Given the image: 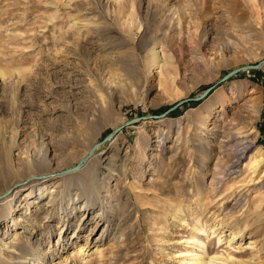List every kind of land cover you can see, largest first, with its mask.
<instances>
[{"label": "rangeland", "instance_id": "374dc122", "mask_svg": "<svg viewBox=\"0 0 264 264\" xmlns=\"http://www.w3.org/2000/svg\"><path fill=\"white\" fill-rule=\"evenodd\" d=\"M154 46L172 73L166 80L163 60L149 63ZM250 87L260 94L255 113L246 105ZM251 114L252 156L264 153V0H0V264H30L40 250L42 264H83L101 245L120 254L104 250L98 264H182L180 252L195 249L185 239L197 218L214 236L208 250L245 251L246 264H264L263 167L244 185L249 154L233 174L213 165L218 155L221 164L229 159L218 152L220 131ZM46 142L57 176L86 158L75 173L100 196L88 213L72 210L74 190L59 177L49 183L60 182L54 205L39 210L32 200L41 185L32 196L26 181L6 190L7 172H20ZM102 200L109 223L90 220ZM17 217L27 222L15 226ZM17 239L30 242L24 258Z\"/></svg>", "mask_w": 264, "mask_h": 264}, {"label": "bare ground", "instance_id": "6f19581e", "mask_svg": "<svg viewBox=\"0 0 264 264\" xmlns=\"http://www.w3.org/2000/svg\"><path fill=\"white\" fill-rule=\"evenodd\" d=\"M152 13H153V16H155V8L152 11ZM253 38H254V36H253ZM155 42H154V45L156 44ZM197 54H198V52H197ZM193 55L195 56V54H193ZM164 56L165 55L163 54L162 50L157 51V50H155V46H154L151 48V57L149 59V63H150V65H154V64H156L158 59L161 58L160 60H163L162 61L163 63L161 64V66L159 65V67H160V69H159L160 71L158 70V72L160 74L159 77L163 76V78L166 80L167 76L172 75V73L169 69H167V68L164 69L165 66H168V65H166L167 62H166V60H164L165 59ZM193 58H195V57H190L191 60ZM198 60H200L201 63H206L203 56H201V55L198 57ZM159 62H157V63L159 64ZM172 80L174 81V76L172 77ZM249 90H250L251 95L248 97L246 105L252 107V112L255 113V112L259 111L257 109H259V107H260V94L258 93V90L254 89L253 87H250ZM210 111H211L210 109H207V114H206L205 118L209 117ZM246 117H247L246 120H244L241 117L238 119H232L233 122L230 123V127L228 128V130L220 131V136H218V137H220L219 138L220 139L219 140L220 145H218V148H219L218 152L220 153L222 150L223 152L228 154L229 159L224 164H221L220 155H218L214 159L215 161H214L213 165H214V167H217L219 165L223 166L225 169L223 170L222 174H224V175L235 173L236 169H237V163L241 160V158H243L244 156L249 154V152H251V150L255 147V138H253V136H251V133L253 130H251L250 127L247 128L249 125L252 124L251 121H253L254 116H253V114H251L249 116L247 115ZM206 124H207V119L200 121L199 130L203 131L204 129H206ZM41 139H43V138H41ZM31 150H33V149H31ZM50 151H51V149L48 146V143L46 142V143H44V146L42 147V149L38 148L37 150L36 149L33 150V152L31 153V156H29L30 158L29 159L27 158L28 159L27 162H25L22 165V170L20 172L14 171L15 173L12 174L10 171H8L7 172V179H6L7 180L6 187L7 186L8 187L6 190H8L14 186H19L20 184H22L21 182L26 181V183H25L26 184L25 185L26 190L28 191V194L32 196L34 188L37 185H41V187H39L38 194L34 195V200H32L35 208L39 210L45 206L54 205L55 201L57 200L56 194H55V192L57 190L55 189V187H57L58 184H60V182L56 181L54 183V185H52V186H49L50 185L49 183H51V181H53L55 178L59 177L61 180H64L63 185L67 190L69 188L71 190H74V195L76 197L74 199H72L73 203L70 204V207L72 208V210L78 209V211L77 210L76 211L77 212L81 211L82 215H84V213L86 211L88 213L90 208H92V206L95 205V202L99 199L100 196H99V192L95 189V187L94 186L92 187L90 185L91 183L89 184V182H88L89 179L88 180L83 179L82 177H80L78 174L75 173V171L77 169H79L85 163L86 158L79 160V164H77L73 170L66 171L67 170L66 169L65 170L66 174H62L60 176H57L56 173H58V174L61 173L62 169H60V167L57 166L59 163V160H57L58 157L56 155L50 156L49 155ZM248 156H250L248 162L250 165L249 175H251V176H249V178L246 182L242 183L244 185H246L247 183L252 181V174L255 171H257L259 167H263V169H264V153L260 152L257 155H252V156L249 154ZM87 158H89V157H87ZM206 158H208V157L206 156ZM113 160H114V155L110 156V161L112 162ZM71 168H73V167H71ZM72 171H74V173ZM68 172H71V174H74V175L67 177L69 175ZM32 176L39 177L40 178L39 182H38V180L32 181L30 179ZM263 176H264V173H263ZM235 186H238V185H235ZM15 194L16 193H13L7 197V199L5 200L6 207L11 206V204L13 202V195H15ZM63 195L61 194L60 199L63 198ZM220 198L221 197H218L216 200H219ZM35 199H36V201H35ZM77 200H80V201L77 202ZM101 202H102L101 209L97 210L95 214H92V217L90 218V220L97 221V218L100 217L99 220L105 219L109 223L110 222V219H109L110 214L108 213L109 210L107 209V202H104V200H102ZM18 204L21 205L22 203H18ZM60 204H61V202H60ZM77 204H79L78 207H77ZM22 206H24V204ZM25 208H26V210L24 212V217H25V215L31 214V213L27 212V209H29V208L26 206H25ZM61 209L64 210V213L68 216L71 213V211L67 212L68 209L66 207L61 206ZM7 212H8V210H7ZM73 218H75V220H76L77 215L74 214ZM68 220H69V218H68ZM25 222H27V220H25V218L21 222L20 218L17 217L14 220V225L16 226L18 223L21 224V223H25ZM79 226H80L79 223H77L76 229L80 228ZM215 228L218 229L220 227L217 224ZM216 229H213V230H216ZM106 232L108 235V228H103V231L101 233L100 238H103V235ZM240 232H241L240 229H237L230 234L229 244L232 241V239L240 236L239 235ZM73 233H75V229H74ZM191 233H192L191 237L187 238L185 240H186V243H193L195 246V249L191 250V251H181L180 252V254H181V256H183V258L179 261L182 264H231V263L246 264L247 263L248 257H245V255L247 254V252H245V251H240L238 255H234V254H232V252H227L226 256L223 257L222 254H218L217 252H213V251L208 250L210 248V244L212 243L211 239L214 236L213 235L210 236V234L207 231L206 226L200 221V218H197L195 223L192 225ZM213 233H214V231L211 232V234H213ZM219 239H220V237H218V241H219ZM6 243H9V241ZM38 244L41 245L42 242L38 241ZM252 244H253V242L251 240H248L246 242V245H245L243 250L248 251L249 249L253 248L254 245H252ZM228 246H230V245H228ZM13 247L15 248L16 251H18V254H17L18 257L24 258L23 257L24 255L22 253L27 252L28 248L30 247V242L24 243V242H21V240H18L16 242V244L13 245ZM104 250H106V252L110 254L109 256L111 259H115V260L118 259L119 254H120V250L117 247L112 246V245L111 246L108 245V247H104V245H101V246H96L93 249L91 256H94V258L91 260L85 261L83 264H98L99 259L102 256H104ZM41 251L42 250H40L39 253L37 255H35V257L30 260V262H31L30 264H42L43 262H45V260H44L45 256L42 257V254H44V253H43V251L42 252ZM84 251H85V249H83V246H79L76 249V254H78V256H81L84 254ZM248 254H249V252H248ZM51 264H66V263L64 261H60L59 263H54V262L52 263L51 262Z\"/></svg>", "mask_w": 264, "mask_h": 264}, {"label": "water", "instance_id": "95a60500", "mask_svg": "<svg viewBox=\"0 0 264 264\" xmlns=\"http://www.w3.org/2000/svg\"><path fill=\"white\" fill-rule=\"evenodd\" d=\"M263 61V60H262ZM261 61V62H262ZM261 62H258V63H256V64H251V65H244V66H241V67H238V68H231V69H229V70H227L220 78H219V80H222V79H225L226 77H228L229 75H231L232 73H234V72H236V71H238V70H240V69H246V68H257L259 65H260V63ZM211 86L212 85H209V86H207V87H205L204 89H203V91L199 94V95H197V96H194V97H192L193 99H197V98H199V97H201V96H203L210 88H211ZM185 100V98H183V99H180V100H178L175 104H173L171 107H173V106H175V105H177V104H179L180 102H182V101H184ZM170 108V107H169ZM168 108V109H169ZM167 109V110H168ZM162 113H164V112H162ZM161 113V114H162ZM110 136V134L108 133L104 138H108ZM94 146V145H93ZM93 146L91 147V149H93ZM90 156V152H88V154H87V156L86 157H89ZM76 166H74L73 168H70V169H67L66 171H68V170H73L74 168H75Z\"/></svg>", "mask_w": 264, "mask_h": 264}]
</instances>
